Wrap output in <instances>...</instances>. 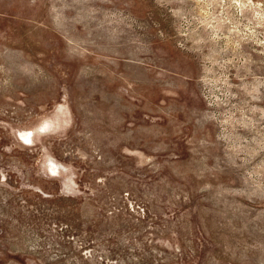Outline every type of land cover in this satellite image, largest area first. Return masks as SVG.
I'll return each instance as SVG.
<instances>
[{
	"label": "rangeland",
	"instance_id": "rangeland-1",
	"mask_svg": "<svg viewBox=\"0 0 264 264\" xmlns=\"http://www.w3.org/2000/svg\"><path fill=\"white\" fill-rule=\"evenodd\" d=\"M0 264H264V0H0Z\"/></svg>",
	"mask_w": 264,
	"mask_h": 264
}]
</instances>
